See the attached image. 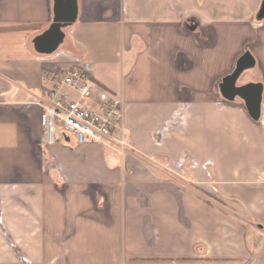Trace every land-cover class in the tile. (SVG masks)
<instances>
[{
  "label": "crops",
  "instance_id": "1",
  "mask_svg": "<svg viewBox=\"0 0 264 264\" xmlns=\"http://www.w3.org/2000/svg\"><path fill=\"white\" fill-rule=\"evenodd\" d=\"M0 0V264H264L263 0ZM262 84L260 116L224 80ZM81 68L130 144L46 147L35 100Z\"/></svg>",
  "mask_w": 264,
  "mask_h": 264
},
{
  "label": "built area",
  "instance_id": "2",
  "mask_svg": "<svg viewBox=\"0 0 264 264\" xmlns=\"http://www.w3.org/2000/svg\"><path fill=\"white\" fill-rule=\"evenodd\" d=\"M47 80L56 84L35 100L41 109L44 146L63 140L79 146H114L122 156L129 153L119 96L103 92L97 106L90 107L87 101L95 93V84L81 68L50 74Z\"/></svg>",
  "mask_w": 264,
  "mask_h": 264
},
{
  "label": "water",
  "instance_id": "3",
  "mask_svg": "<svg viewBox=\"0 0 264 264\" xmlns=\"http://www.w3.org/2000/svg\"><path fill=\"white\" fill-rule=\"evenodd\" d=\"M54 1V23L51 27L52 31H57L61 27L72 25L76 22L78 15L77 0H53ZM260 20L264 19V0L258 13ZM255 66V60L252 55L246 54L242 57L232 75L227 77L222 86V95L229 100L240 97L247 103L249 114L252 118L258 119L260 116V105L262 101V84H248L237 87V81L241 75Z\"/></svg>",
  "mask_w": 264,
  "mask_h": 264
},
{
  "label": "rangeland",
  "instance_id": "4",
  "mask_svg": "<svg viewBox=\"0 0 264 264\" xmlns=\"http://www.w3.org/2000/svg\"><path fill=\"white\" fill-rule=\"evenodd\" d=\"M249 71L250 70H247L243 75L250 73ZM239 81H242V79H240ZM87 104H89L90 107H93V104L90 102V100L87 101Z\"/></svg>",
  "mask_w": 264,
  "mask_h": 264
}]
</instances>
